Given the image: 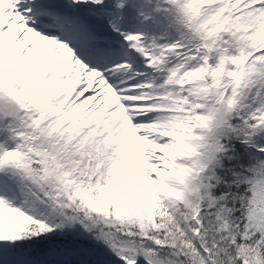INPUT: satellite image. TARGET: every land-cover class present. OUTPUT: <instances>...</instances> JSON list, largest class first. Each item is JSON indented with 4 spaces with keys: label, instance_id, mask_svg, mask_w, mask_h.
<instances>
[{
    "label": "snow or ice",
    "instance_id": "1",
    "mask_svg": "<svg viewBox=\"0 0 264 264\" xmlns=\"http://www.w3.org/2000/svg\"><path fill=\"white\" fill-rule=\"evenodd\" d=\"M0 264H264V0H0Z\"/></svg>",
    "mask_w": 264,
    "mask_h": 264
}]
</instances>
